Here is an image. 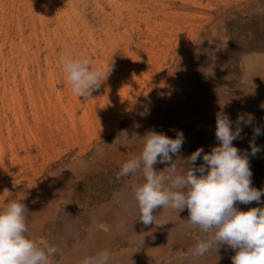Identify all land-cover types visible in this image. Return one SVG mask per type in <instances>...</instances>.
I'll use <instances>...</instances> for the list:
<instances>
[{
  "label": "rangeland",
  "instance_id": "1",
  "mask_svg": "<svg viewBox=\"0 0 264 264\" xmlns=\"http://www.w3.org/2000/svg\"><path fill=\"white\" fill-rule=\"evenodd\" d=\"M171 1L177 4L174 11L178 14L155 19V6L149 0H35L39 4L33 8L36 20L31 25L20 21L25 29L16 39L21 51L12 52L8 44L2 48L5 58L12 57L15 63L0 64V128L4 134L13 132L11 141L0 150L3 189L9 191L0 212L9 202L24 203L28 209L26 238L40 248L59 245L60 254L50 258L55 264H81L85 257L101 251L111 254L110 264H144L146 259L148 264H164L161 260L168 251L175 256L169 254L166 264H211L217 256L222 264H232L235 251L227 245L203 256L193 255L198 239L207 240L213 234L192 229L186 222L187 209L177 212L159 207L154 211L159 226H144L138 220L132 191L145 182L142 171L116 178L124 163L140 155V138L151 130L172 139L175 130L183 132L180 154L172 160L179 172H186L183 159L199 148L206 154L219 145L215 137L218 112L232 121L233 131L238 117L254 116L251 125H241L242 139L233 145L242 155L247 153L253 181L264 174V163L258 164V153L252 156L250 147L254 140L264 151V0ZM103 11L112 23L120 16L126 27L105 40V48L94 43L97 51L93 54L89 45L93 46V38L97 43L103 37L99 38L97 23L105 16ZM40 22L46 23L44 30ZM75 27L77 34L71 40L80 58L102 74L111 69L91 93L99 101L106 86L114 88L113 99L102 105L105 113L110 112L108 119H93L89 97L73 93L63 71V64L73 58L61 35L64 30L73 33ZM138 30L143 32L139 40ZM162 37L171 41H162ZM87 38L89 45L84 43ZM155 42L160 45L154 49ZM142 47L146 51L141 52ZM155 65L164 70L160 76ZM121 82L129 104L121 100ZM36 85L40 88L34 93ZM4 93L20 98L16 104L11 102L12 111ZM119 110L124 114L121 120ZM58 127L74 132V137L50 145L43 161L35 149L37 142L50 141L47 135L53 138ZM254 127L262 134L253 137ZM12 141L16 148L22 141L33 144V163L24 161L23 151L17 156L20 164L14 161ZM202 156L196 167L203 164ZM169 166L165 162L153 167L160 172ZM235 206L240 211L251 209L239 202ZM255 207L264 208V204Z\"/></svg>",
  "mask_w": 264,
  "mask_h": 264
},
{
  "label": "clouds",
  "instance_id": "2",
  "mask_svg": "<svg viewBox=\"0 0 264 264\" xmlns=\"http://www.w3.org/2000/svg\"><path fill=\"white\" fill-rule=\"evenodd\" d=\"M63 71L72 92L87 98L99 89L111 69L102 74L86 59H69L63 64ZM253 119L251 114L246 119L238 117L233 131L232 121L218 112L215 137L219 145L206 154L203 148H199L183 159L187 168L183 173L178 171L172 160L173 155L179 156L185 141L182 131L175 130V139L154 130L140 138L143 143L140 155L124 163L116 176L120 179L142 171L145 182L132 189L139 208V222L146 227L159 226L154 215L159 207L177 212L187 209L186 222L190 227L213 234L207 240L198 239L191 250L193 255L203 256L213 248L217 251L222 245H227L235 251L232 264H264V208L240 211L235 206L237 202H260L264 196V190L252 186L253 173L247 153L242 155L240 149L233 145L234 140L242 139L241 125L249 126ZM261 134L259 127L253 128V137ZM250 147L252 156L261 150L254 140L250 141ZM201 156L203 164L196 167ZM165 162L170 166L163 171L154 169L155 164ZM27 211L24 203L9 202L0 212V264H55L50 258L60 254L59 245L40 248L26 238ZM110 260L111 254L101 251L95 256L85 257L81 264H110Z\"/></svg>",
  "mask_w": 264,
  "mask_h": 264
},
{
  "label": "bare ground",
  "instance_id": "3",
  "mask_svg": "<svg viewBox=\"0 0 264 264\" xmlns=\"http://www.w3.org/2000/svg\"><path fill=\"white\" fill-rule=\"evenodd\" d=\"M151 1V5L155 6L153 7V13L154 14V18L157 19L158 17H165V16H169L170 14L174 15V14H178V11H174V9L176 8L177 4L174 3L173 1L171 0H149ZM189 2V1H188ZM194 2V1H192ZM199 2V1H198ZM86 3V2H85ZM119 3V2H118ZM202 3V2H200ZM109 4V3H108ZM39 4L35 3V0H0V64L2 63H8L10 60L12 61V65H14L15 63V60L11 57L9 59H6L5 55L2 54V48L3 46L5 48H7L6 44H8L12 50V52L16 51L17 49H21V47H19V43L16 42V39L18 38V34L20 33H24L25 29L23 27H21V20H25V22L28 24H32L36 19V14L33 13V8L37 7ZM111 5V4H110ZM113 5V4H112ZM198 5V4H197ZM202 5V4H201ZM196 6V5H195ZM197 7V6H196ZM205 8V7H204ZM132 9V8H131ZM120 11V10H119ZM123 11V10H122ZM134 11V10H133ZM147 11V9L145 10ZM243 11V10H242ZM144 12V11H143ZM185 12V11H184ZM188 13V12H187ZM256 13V12H255ZM195 14V13H194ZM228 13H226L227 15ZM245 14V13H244ZM243 14V15H244ZM264 14V13H263ZM103 18L99 21H97V23L99 24V38L101 36H103L102 38H100L99 40H97V43L96 41L94 40L93 38V46H90L89 45V39H85L84 43L87 45H89V49H90V52L95 54L96 51H97V47L94 46L95 44H98L99 45H103V48L104 47V42L105 40H110L112 38V36H115L116 34L118 35L119 34V30L120 28L122 27H126L124 22H123V19L119 16V19H115V22L112 23L110 17L108 15L105 14V12L103 11ZM130 15V13H129ZM133 15V14H131ZM144 15V14H143ZM236 15V14H235ZM95 16H97L96 14H94V18ZM135 16V15H134ZM152 16V15H151ZM202 16V15H201ZM240 16V14H239ZM251 16V15H250ZM256 16V15H255ZM144 17V16H143ZM182 17V16H181ZM226 17V16H225ZM244 17V16H243ZM112 18V17H111ZM143 19V18H142ZM46 20V18L44 19ZM246 20V19H245ZM253 20V19H252ZM251 20V21H252ZM140 21V20H139ZM156 21V20H155ZM243 21V20H242ZM75 24H77V21L76 19L74 20ZM164 23V22H163ZM41 28L42 30H44L46 28V23H41ZM184 24V23H183ZM242 24V23H241ZM163 25H166V24H163ZM244 25V24H243ZM76 26V25H75ZM149 26V25H148ZM257 26V25H256ZM78 27V26H76ZM73 28L74 32L72 33L71 32H66V30H64V32L62 33L61 35V38L64 40L63 44L65 45V48L66 49H70L72 50L70 52V56L71 58L73 59H81L80 56L75 52V47H76V42L73 40H71L73 37V34H77V28ZM85 27L88 28V24L86 23V20H85ZM224 27V26H223ZM227 27V26H226ZM250 28V27H249ZM190 30V29H189ZM192 30V29H191ZM252 30V29H251ZM254 30V29H253ZM116 31V32H115ZM168 31V30H167ZM235 31V30H234ZM262 31V30H261ZM126 32V30H125ZM239 32V30H238ZM248 32V31H247ZM252 32V31H251ZM250 32V33H251ZM258 32V31H256ZM255 32V33H256ZM42 34L44 32H41ZM168 33V32H167ZM170 33V32H169ZM227 33V32H226ZM244 33V32H243ZM123 34V33H122ZM172 32L169 34L171 35ZM235 34V33H234ZM239 34V33H238ZM137 35L138 37H136L138 40L142 38L143 36V32H141L140 30H138L137 32ZM244 35V34H243ZM250 35V34H249ZM258 35V34H257ZM2 36V38H1ZM68 36L70 39H68ZM242 36V34L240 35V37ZM255 36V35H254ZM244 37V36H243ZM253 37V36H252ZM259 37V36H258ZM160 38V37H159ZM23 39V37H22ZM131 39H134L133 37H131ZM218 39V38H217ZM243 39V38H242ZM255 39H256V36H255ZM254 39V40H255ZM264 39V38H263ZM69 40V42L67 41ZM162 41H166V42H169L171 41V39L169 38H161ZM238 40V39H237ZM252 40V39H251ZM257 40V39H256ZM77 41H79V39H77ZM235 41V40H234ZM245 41V40H244ZM263 41V40H262ZM5 43V44H4ZM95 43V44H94ZM239 43V42H238ZM253 43V42H252ZM4 44V45H3ZM134 44V43H133ZM234 44V43H233ZM245 44V43H244ZM101 45V46H102ZM129 45V43H128ZM144 45V43H143ZM157 45H160L158 42H155V43H152V47L155 49V46ZM237 45V44H236ZM235 45V46H236ZM86 47V46H85ZM115 47V46H114ZM129 48V46L127 47V49ZM152 48V49H153ZM77 49H80V46L77 48ZM116 49V48H115ZM140 49V48H139ZM151 49V50H152ZM85 50H87L85 48ZM231 50V49H230ZM21 51V50H20ZM83 52H85L84 50H82ZM141 52L143 51H146V47H142V49H140ZM88 52V51H87ZM105 53V52H104ZM170 53V52H169ZM148 54V52H147ZM227 54V53H226ZM230 54V53H229ZM228 54V55H229ZM96 63V62H95ZM95 65V64H94ZM130 65V64H129ZM156 69H157V75L160 76V74H162V72H164L163 68L161 66H158V65H155ZM119 68V67H118ZM126 68V67H125ZM130 71V70H129ZM140 72V71H139ZM138 72V73H139ZM137 73V71H136ZM137 73V74H138ZM126 77V76H125ZM145 77V76H144ZM143 77V78H144ZM124 78V77H123ZM147 78V77H145ZM139 79V78H138ZM37 86V85H36ZM118 90L120 91V93L123 95V97L121 98L122 101L124 102H127L129 104V100H126L125 98V95H126V92H127V88L126 86L121 82L119 83L118 85ZM39 88L40 87H36V90L34 89L33 92L36 93L39 91ZM154 88V87H153ZM51 90V89H50ZM61 90V89H60ZM104 90L106 91L105 94H103V97H102V100H95L93 99L92 96H90L88 99H89V104H92V106L90 107L91 108V111L90 114L91 116L93 117V119L95 120H100L102 118H105L107 116V119L109 118V115H110V112H104V110L102 109V105L106 103V100L107 99H113V92H114V88H109V86H106L104 88ZM31 92V91H30ZM28 93L29 95L31 93ZM13 94V95H12ZM7 94L4 93L3 94V97H5V99L7 100V103L10 107L9 110L12 111V103H17L18 100L20 99L19 96L17 94H14V93H11V96L8 97L6 96ZM121 95V96H122ZM169 95V94H168ZM135 96H137V94H135ZM256 96V95H254ZM1 97V95H0ZM125 98V99H124ZM133 99V98H132ZM79 100V99H78ZM91 100V101H90ZM93 100V101H92ZM95 100V101H94ZM121 101V104H123V102ZM136 101V100H135ZM12 102V103H11ZM134 103V102H133ZM183 103V102H182ZM112 104V103H110ZM15 106V105H14ZM1 109V108H0ZM61 109V108H60ZM110 109V107H109ZM122 109V108H121ZM123 110V109H122ZM264 110V109H263ZM169 114V113H168ZM173 114V113H172ZM35 116V115H34ZM51 116V115H50ZM124 114L122 111L119 110V114H118V117H119V120H121L123 118ZM126 117V116H125ZM135 117V116H134ZM131 119H134L133 117H131ZM262 120V119H261ZM89 121V120H88ZM260 121V120H259ZM23 123V122H22ZM86 123V122H85ZM88 123V122H87ZM113 123V122H112ZM117 123V122H116ZM171 123V122H170ZM47 124V123H46ZM116 125V124H115ZM257 126V125H256ZM244 127V126H243ZM59 128V127H58ZM27 129V128H26ZM64 131V135L63 133L61 134L60 130ZM58 131H55L57 132L58 134H56L53 138H51V135H47V137L49 138L50 141H44V139H39L38 142H37V147L35 149H37V151L40 153L38 155L41 156L42 160L45 161L46 160V156H47V153H49L50 149H49V146L50 145H55L56 143H60L61 140L63 139H66L68 138L69 136L71 137H74L73 133H70L67 131V129L65 130V128H59ZM40 130V129H39ZM52 130V129H51ZM67 131V133H65ZM54 132V131H53ZM31 133V132H30ZM76 133V132H75ZM203 133V132H202ZM253 133V132H252ZM46 134V132H45ZM195 134V132H194ZM198 134V133H197ZM11 136H13V132H7L6 134H4V132H2V128H0V150H2V147L4 145V143L7 145V143L9 141H11ZM205 136V135H204ZM199 137V136H198ZM197 139V138H196ZM258 139V138H257ZM34 140V138H33ZM199 139H197L196 141H198ZM264 140V139H263ZM16 141V140H15ZM15 141H12L11 144H10V148H11V152H12V157L14 158V161H17L18 164H20L19 162V159L17 156H19V152L23 151L25 157H24V161L25 162H32L33 160V144L30 143V141H22V143L20 142L19 143V147L16 148L15 147ZM252 141V140H251ZM194 143V142H193ZM200 143V142H199ZM262 143V142H261ZM9 145V144H8ZM199 145V144H198ZM203 145V144H202ZM201 145V146H202ZM239 147L242 146V144L239 142L237 144ZM263 145V144H262ZM212 146V145H211ZM235 146H236V143H235ZM197 147V146H196ZM15 148V149H14ZM199 148V147H198ZM261 148V147H260ZM1 152V151H0ZM84 152V151H83ZM195 152V151H194ZM135 157V156H134ZM39 158V157H38ZM5 159V158H4ZM258 164H262L264 163V151L260 150L258 152ZM42 161V162H43ZM128 162V161H127ZM33 163V162H32ZM257 166V165H256ZM264 167V165H262ZM261 168V167H260ZM254 170V168H252ZM257 170V169H256ZM7 171V170H5ZM2 172V171H1ZM3 176L4 174H1L0 173V187L1 188V191H0V208L6 203L5 201H7L6 197H8V192L9 191H6L3 189V187L5 186L4 183L6 182H3ZM15 177H18V175L15 173ZM21 178V177H20ZM130 181V180H129ZM18 184L15 182V185ZM252 186L257 188V189H261V190H264V174L261 175L259 178L256 179V181H253L252 180ZM29 187V186H28ZM126 192V191H125ZM13 200V198L11 199V201ZM261 204H264V196L261 197V201L260 202H256V201H253L252 203L250 204H246L248 206V208H254L255 206L257 205H261ZM73 206V205H72ZM97 208V207H96ZM44 209V208H43ZM244 209V208H243ZM164 212V211H163ZM193 229V228H192ZM191 230V229H190ZM195 230V228H194ZM197 234V233H196ZM195 234V235H196ZM31 239V238H30ZM38 245V244H36ZM159 245V244H158ZM191 245V244H190ZM40 246V245H39ZM120 246V245H119ZM122 246V245H121ZM127 246V245H126ZM115 250V249H114ZM113 250V251H114ZM179 251V250H178ZM183 251V249H182ZM169 254L170 256H175V252H173L172 254L168 251V255L167 253L163 254V257H162V260L161 262H163L164 264H166L167 262H169ZM186 254V253H185ZM151 257V256H150ZM220 256H217L215 258H212L211 260V264H222L221 263V260L219 258ZM164 259V261H163ZM155 261V260H154ZM149 263V260L146 259V261L144 262V264H148Z\"/></svg>",
  "mask_w": 264,
  "mask_h": 264
}]
</instances>
